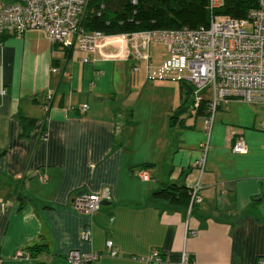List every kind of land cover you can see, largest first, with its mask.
Here are the masks:
<instances>
[{
  "label": "crops",
  "instance_id": "obj_1",
  "mask_svg": "<svg viewBox=\"0 0 264 264\" xmlns=\"http://www.w3.org/2000/svg\"><path fill=\"white\" fill-rule=\"evenodd\" d=\"M67 51L37 29L0 34V264H65L71 249L100 254L81 264H150L153 248L165 264H178L182 250L193 264L264 261V107L218 105L200 202L186 214L152 195L194 182L202 138L173 133L187 129L168 119L183 77L149 62L156 51L166 58L165 47L150 43L146 61L133 59L121 38L94 52ZM146 84L148 102L139 101ZM237 136L243 153L230 150ZM104 188L108 198L92 215L73 208L79 192ZM85 225L87 242L80 239ZM106 240L116 256L107 255Z\"/></svg>",
  "mask_w": 264,
  "mask_h": 264
},
{
  "label": "built area",
  "instance_id": "obj_2",
  "mask_svg": "<svg viewBox=\"0 0 264 264\" xmlns=\"http://www.w3.org/2000/svg\"><path fill=\"white\" fill-rule=\"evenodd\" d=\"M131 2L134 3L135 0ZM252 2L253 7L243 17L233 18L217 12L223 0H207L206 27L104 35L100 31H88L80 26V18L88 0H0V34L20 35L24 31L37 29L43 32L50 43L57 44L62 49L87 52H94L100 42L121 38L126 40L133 59L145 61L148 59L149 44L160 43L167 52L164 67L170 71L186 70V80L193 88V96L200 88L209 85L211 96L207 100L206 114L203 116L204 140L198 145L199 157L194 163L197 178L189 186L191 191L186 207V214H189L191 207L200 202V176L203 173L210 129L218 105L227 100H238L264 107V0ZM102 7L100 4V8ZM132 70H136V67ZM45 98L49 100L50 95ZM200 100L201 96L193 98V110ZM42 108L45 110L46 106ZM84 109L85 104L80 106L79 111ZM261 129L264 131V125ZM230 150L232 153H243L246 150L241 136H237ZM138 176L141 179L147 178L143 171ZM107 198V188L98 193L82 191L75 195L73 208L90 216L99 209L101 200ZM80 239L89 241L88 225L82 228ZM104 247L107 255H117V248L111 240H106ZM99 256L98 252L71 249L65 255V264L88 263ZM148 262L165 264L160 250L156 248L152 249ZM178 264H193L185 250L180 252ZM257 264H264V261L258 260Z\"/></svg>",
  "mask_w": 264,
  "mask_h": 264
},
{
  "label": "trees",
  "instance_id": "obj_3",
  "mask_svg": "<svg viewBox=\"0 0 264 264\" xmlns=\"http://www.w3.org/2000/svg\"><path fill=\"white\" fill-rule=\"evenodd\" d=\"M253 5L252 0H223L217 12L241 18ZM207 24V0H135L134 3L131 0H88L80 18V26L84 30L100 31L104 35L182 27L195 29L206 27ZM179 82L180 102L169 116L170 121L186 112V102L190 94H193V88L186 79H179ZM192 102L193 99L191 104ZM206 108L207 100L201 97L198 106L193 110L194 115L203 117ZM23 120L30 125L33 123L31 118L23 117ZM190 191L187 185L169 183L154 191L152 195L186 210Z\"/></svg>",
  "mask_w": 264,
  "mask_h": 264
},
{
  "label": "rangeland",
  "instance_id": "obj_4",
  "mask_svg": "<svg viewBox=\"0 0 264 264\" xmlns=\"http://www.w3.org/2000/svg\"><path fill=\"white\" fill-rule=\"evenodd\" d=\"M160 55H161V51H156L155 53L153 52V54H151V56H150V61L149 62L155 61L157 63H161L163 65V67H164L163 63H164V59L165 58H162ZM175 72H177V71H175ZM178 72L180 73L179 75H181L183 78H186V75H187L186 70H179ZM135 87L138 88V86H136V85H135ZM148 87H149V85L146 84L144 92L139 97V101L143 100L145 102H148V100H146L150 96V93L148 91ZM133 89L136 90V88H134V85L132 86V90ZM137 91L139 93L140 89H138ZM136 93H137L136 91L132 92L131 97H130L131 103L134 102V100H135V98L137 96ZM197 96H199V97L201 96V97H203V99L209 100V98L211 96L210 86L206 85V86L200 88L196 92V95H194V96H193V94H190V96H189V98H188V100L186 102V105L188 106V108L186 110L187 113L184 112V113L180 114V116L178 118L179 121L182 120V122L185 123L187 129H185V130L182 129L181 130L179 128L178 129L177 128H173V133L177 134V136H176L177 139L180 138L179 135H182V134L184 135V137L185 136L187 137V135L190 134V135L193 136L194 140L198 139L197 137L202 136L201 140L197 144V145H199V143L204 140V131H203V123H202L203 122V119H202L203 117L201 118L200 116H195L194 112H193V109L191 108V101H192V99L194 97H197ZM200 122H201V125H200ZM227 127L230 129V131H236L238 129L237 126L233 125V124H228ZM210 132H211V129H210ZM185 139H186L185 140L186 144L189 146L190 143L192 142L190 137L185 138ZM196 141H198V140H196ZM196 141H193L195 143H193V147L192 148H195L194 145H196Z\"/></svg>",
  "mask_w": 264,
  "mask_h": 264
},
{
  "label": "water",
  "instance_id": "obj_5",
  "mask_svg": "<svg viewBox=\"0 0 264 264\" xmlns=\"http://www.w3.org/2000/svg\"><path fill=\"white\" fill-rule=\"evenodd\" d=\"M100 203L102 204V203H104V202H102V200H101V202H100Z\"/></svg>",
  "mask_w": 264,
  "mask_h": 264
}]
</instances>
